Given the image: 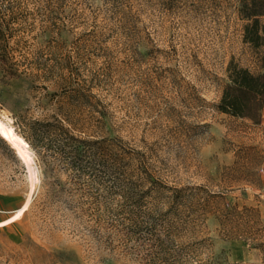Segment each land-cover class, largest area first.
<instances>
[{
  "label": "rangeland",
  "instance_id": "374dc122",
  "mask_svg": "<svg viewBox=\"0 0 264 264\" xmlns=\"http://www.w3.org/2000/svg\"><path fill=\"white\" fill-rule=\"evenodd\" d=\"M20 5L26 72L0 63V264H264V111L216 107L231 62L257 71L240 0ZM63 117L131 159L69 166L42 144Z\"/></svg>",
  "mask_w": 264,
  "mask_h": 264
},
{
  "label": "trees",
  "instance_id": "16d2710c",
  "mask_svg": "<svg viewBox=\"0 0 264 264\" xmlns=\"http://www.w3.org/2000/svg\"><path fill=\"white\" fill-rule=\"evenodd\" d=\"M20 2L21 0H0V63L4 66L6 76L10 78L19 77L26 72V64L29 63L23 55L18 54L22 57L18 59L16 54L22 25L17 21L15 9L21 6ZM238 11L241 18L247 21L244 26V42L256 51L257 71L231 62L227 69L229 82L216 107L222 113L258 123L264 111V0H240ZM20 66H24L21 72ZM44 126L51 134L47 137L48 142L42 141V144H46L53 155L62 154L65 163L77 170H84L85 164L90 163L106 166L108 152L118 149V146L121 155L114 162L130 158L129 151L112 140H92L81 137L80 134L75 135L76 131L85 133L86 128L69 118L56 119ZM26 141L29 145H35L29 139Z\"/></svg>",
  "mask_w": 264,
  "mask_h": 264
},
{
  "label": "crops",
  "instance_id": "0c3cea01",
  "mask_svg": "<svg viewBox=\"0 0 264 264\" xmlns=\"http://www.w3.org/2000/svg\"><path fill=\"white\" fill-rule=\"evenodd\" d=\"M13 212H8L6 211L3 207H0V222L5 221L7 218H9L13 213ZM9 225V224H8ZM7 226V225H5ZM4 227V226H3Z\"/></svg>",
  "mask_w": 264,
  "mask_h": 264
}]
</instances>
